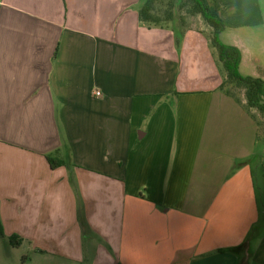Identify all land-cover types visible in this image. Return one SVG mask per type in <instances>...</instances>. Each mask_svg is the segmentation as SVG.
Wrapping results in <instances>:
<instances>
[{
  "label": "crops",
  "instance_id": "1",
  "mask_svg": "<svg viewBox=\"0 0 264 264\" xmlns=\"http://www.w3.org/2000/svg\"><path fill=\"white\" fill-rule=\"evenodd\" d=\"M206 1L264 105V0ZM138 8L0 0V264H264V146L210 29L177 47Z\"/></svg>",
  "mask_w": 264,
  "mask_h": 264
},
{
  "label": "trees",
  "instance_id": "2",
  "mask_svg": "<svg viewBox=\"0 0 264 264\" xmlns=\"http://www.w3.org/2000/svg\"><path fill=\"white\" fill-rule=\"evenodd\" d=\"M137 15L139 23L146 28H162L171 25L177 47L188 30L186 20L199 17L210 29L209 46L216 54L217 67L221 76L219 90L234 99L236 98L232 92V87L241 90L244 99L242 107L254 122L256 123V119L251 114V110H255L261 117H264V105L258 102V94L263 82L260 79L243 77L239 74L238 69L241 60L239 50L233 46L223 45L219 41L218 36L225 29V25L218 16L216 5H210L206 0H139ZM175 23L176 26H174ZM256 135L259 142H264L258 132ZM49 163L51 168L60 165L51 160ZM3 235L0 222V237Z\"/></svg>",
  "mask_w": 264,
  "mask_h": 264
},
{
  "label": "rangeland",
  "instance_id": "3",
  "mask_svg": "<svg viewBox=\"0 0 264 264\" xmlns=\"http://www.w3.org/2000/svg\"><path fill=\"white\" fill-rule=\"evenodd\" d=\"M186 24L188 27L192 28V29H196V30H204L206 29L207 27L205 26V24L198 18V17H195V18H188L186 20ZM174 26H176V23L174 24ZM232 92L234 94V96L236 98H239V99H243V94H242V91L241 90H237V89H234L232 87ZM252 112V115L255 117V121H256V126H257V132L261 138V140H264V117H261L255 110H251ZM264 146V142L261 141L259 143V147L260 146ZM264 154V152H263ZM261 162H264V156L263 157H255L253 158L252 162H251V167L254 170H258V167L260 168V164ZM259 172H261L259 170ZM24 252V250L21 248L19 249L17 252H16V255H19V259L21 258L20 255H22V253Z\"/></svg>",
  "mask_w": 264,
  "mask_h": 264
},
{
  "label": "built area",
  "instance_id": "4",
  "mask_svg": "<svg viewBox=\"0 0 264 264\" xmlns=\"http://www.w3.org/2000/svg\"><path fill=\"white\" fill-rule=\"evenodd\" d=\"M96 97H99L100 96V93L99 92H95L94 94Z\"/></svg>",
  "mask_w": 264,
  "mask_h": 264
}]
</instances>
